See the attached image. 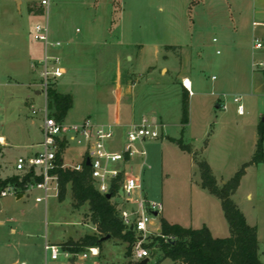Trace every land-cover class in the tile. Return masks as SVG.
Masks as SVG:
<instances>
[{"label":"rangeland","instance_id":"374dc122","mask_svg":"<svg viewBox=\"0 0 264 264\" xmlns=\"http://www.w3.org/2000/svg\"><path fill=\"white\" fill-rule=\"evenodd\" d=\"M41 1L0 0V136L7 144L0 143V177L17 174L15 161L40 149L42 114L32 116L30 107L43 108V98L34 94L39 74L30 65L43 53L42 43L33 38L34 27L47 21L49 40L61 43L56 51L83 53L67 63L59 79L73 98L64 123L87 117L103 121L99 112L105 107L107 81L129 77L132 84L137 79L132 90L136 121L145 118L159 127L160 137L143 142L139 148L146 156L135 161L136 171L145 161L140 194L162 205L148 227L154 233L144 246H151L147 264H172L156 241L162 217L186 228L206 227L213 238L229 237L220 201L201 187L194 159L207 162L220 186L254 155V138H260L256 128L264 125V93L251 94L241 85H248L251 72L258 70L254 64L264 61V0H48L47 10ZM257 42L261 49L254 47ZM162 67L166 74L160 75ZM184 73L193 80L194 96L188 97V123L183 127L186 90L178 82ZM235 97L241 98L243 115ZM218 103L227 109H217ZM172 139L190 146L195 158ZM262 147L264 152V134ZM75 155L81 156V150L71 144L65 168L77 163ZM246 170L231 199L247 224L256 227L258 258L264 264V161ZM49 194L46 204L35 202L43 196L39 191L20 199L14 194L0 198V264H70L62 243L84 235L108 236L99 233L87 205L72 207L69 187L61 202L54 189ZM45 240L57 247L58 260L45 258ZM133 244L109 238L97 257L75 262L134 263Z\"/></svg>","mask_w":264,"mask_h":264},{"label":"built area","instance_id":"2783aa9c","mask_svg":"<svg viewBox=\"0 0 264 264\" xmlns=\"http://www.w3.org/2000/svg\"><path fill=\"white\" fill-rule=\"evenodd\" d=\"M41 5L47 10L48 0H42ZM33 38L43 45L41 58L32 64V67L38 70L39 82L36 90L43 97V108L36 110L33 105L30 107L32 116L38 112L42 114L40 127L42 140L38 143L40 149L34 154L25 158L20 157L15 161L16 172H32L30 181L24 186L23 193H19V188L9 185L0 191V198L9 194L18 196L31 191H39L43 196L36 197L35 202L46 204L50 191L54 189L55 195L58 192L57 177L51 172L56 167L60 145H65V150L60 156L61 167L65 168L67 167L64 164L65 151L73 144L81 150V156L77 155L73 158L77 163L71 169L80 170L82 162L89 161L88 167L94 188L104 196L108 194L111 196L113 193L110 200L116 204L118 216L124 228L134 234L132 257L135 262H141L151 255L149 250L151 247H144L154 233L150 232L148 227L162 212V205L140 194L142 186L139 176L131 172L129 165L136 156L141 159L145 158L146 152L139 146L145 141L158 139L160 137L159 127L150 123L148 119H141L139 123L126 126L120 150L114 152L110 147L116 136L115 125L99 124L90 118L67 124L56 120L47 109V90L49 86L55 85L64 74L60 56L51 51L61 48V43L49 40L47 21L34 27ZM213 41L215 42V39ZM254 47L261 49L262 45L257 42ZM254 66L261 70L264 68V61L255 63ZM181 84L191 96V84L188 79H183ZM240 100V97H235L233 102L238 104V114L243 115L244 108ZM221 108L225 109L223 105ZM36 177L40 180H35ZM52 183L55 187H52ZM114 187H117L115 192H113ZM156 233L159 234V230ZM43 249L45 258L49 255L51 261L58 260L59 252L56 246L45 243ZM98 253L99 249L95 247L89 248L87 252L73 254L72 257L82 261L88 256L97 257ZM72 264L76 262L72 261Z\"/></svg>","mask_w":264,"mask_h":264},{"label":"trees","instance_id":"16d2710c","mask_svg":"<svg viewBox=\"0 0 264 264\" xmlns=\"http://www.w3.org/2000/svg\"><path fill=\"white\" fill-rule=\"evenodd\" d=\"M32 13L33 10L29 9ZM34 13H41L36 11ZM173 46H165V49H173ZM264 78V68L259 70ZM188 97L187 92L182 94L181 103V125L188 123ZM72 108V97L69 94H62L54 85L47 90V109L58 121H62L68 111ZM264 125L258 127L260 138L256 143V149L250 161L244 163L241 168L221 186H218L207 162L195 160L199 173L200 185L211 195L215 196L221 204L224 216L230 227V236L226 238H213L206 227L199 229L185 228L178 224H171L160 218L159 235L156 241L164 258L171 260L172 264H262L258 258V240L256 227L249 226L243 213L231 199L237 190L245 171L249 166L258 165L264 161L262 147ZM177 146L195 158L190 146L183 144L182 140H175ZM65 145H60L56 160V167L51 174L57 177V199L61 202L66 194L67 188L71 192L72 207L79 208L88 206L93 223L97 226L99 233L103 236L118 239L124 243H132L134 234L126 230L118 216L116 204L112 203L104 195H101L93 186L90 177L89 167L82 162L80 170L62 168L61 154ZM2 150L0 148V156ZM17 174L1 178L0 191L7 186H15L23 193L24 186L30 181L32 172H16ZM39 181L40 178L36 177ZM117 187H114L113 192ZM113 196V193H111ZM102 238L84 236L77 242L68 241L62 244V249L73 254H80L85 248H99ZM151 247V246H149ZM128 264H140L139 262Z\"/></svg>","mask_w":264,"mask_h":264},{"label":"crops","instance_id":"0c3cea01","mask_svg":"<svg viewBox=\"0 0 264 264\" xmlns=\"http://www.w3.org/2000/svg\"><path fill=\"white\" fill-rule=\"evenodd\" d=\"M51 51L54 54H58L60 56V58H61L62 67L64 69L63 76L66 74V71H67V69H66L67 68V63H69V61H73L74 59L76 60L79 57L83 56V53L78 51L77 49H75V50H72V49L63 50L62 49L60 51H55V50H51ZM128 60H131V58L128 57ZM34 63H31L30 67L35 72L36 69H34L32 67V64H34ZM165 70L166 69L164 67L160 68L158 70L159 74L160 75L166 74V73H164ZM147 71H148L147 73H149L150 69H148ZM153 72H154V70L151 71V73H153ZM213 78H214V76L211 77L212 81H213ZM183 79H188V81L190 82L191 91H192V95L191 96H194V92L192 90L193 89V85H194L193 84V80L191 79V77L188 74L184 73L183 75H181L180 81L178 82L180 84V86H182L181 82H182ZM60 80H58L56 82V84H55V87H56L57 91H59L62 94L71 95L68 90H65L64 85L59 83ZM136 81H137V79H136ZM135 82L132 84L131 79L129 77H126L124 80L120 79L119 81H115V82H111L110 80H108L107 83H106V86H105L106 87V94H105V99H104V101L106 102L105 103V107H104V109L101 112H99V117H101L103 119V121H94V122L99 123V124H113V125L116 126V136H115V139L113 140V142L111 144V147H110V149L112 151H114V152L120 150L121 142L123 140V136H124V132H125L126 126L140 122V121H136L137 117H136L135 112L133 111L132 90H133V86L135 85ZM35 86H37V84ZM241 86L244 87L247 92H251V94L264 93V78H263V76H262V74L260 73L259 70H257L256 72H251V78H249L248 85L247 84H242ZM33 91H34V94L36 96H41L40 93H38V94L36 93V92H38V90H36V88ZM245 95H246V93H240L239 96H245ZM191 96H189V97H191ZM222 105L225 107V109H223V110H226L227 109V105L225 103L216 104V106H218V108H221ZM72 106H73V98H72ZM87 118H89V117H87ZM84 119H81V121L84 120ZM141 119H145V118H141ZM259 125H260V123L257 125V128H256L257 134H258ZM257 141H258V138L257 139L254 138L253 147L256 146ZM0 143H3L4 145H7V144H5L6 143L5 139L3 137H1V136H0ZM2 147H4V146H2ZM192 152H194V151L192 150ZM75 156H77V155H75ZM136 157L130 163L129 169L131 170V172L134 175L139 176V179H140L141 170L145 166V161H143V162H141L139 164V171H136L135 170V168H136L135 166H137V165H136L135 161L138 160ZM260 164H258V165H260ZM252 166L257 167V165H252ZM249 167H251V166H249ZM246 175H247V170L245 171V175L242 177L236 192L240 189V187H241V185L243 183V180L246 177ZM223 183L224 182H222V184ZM21 197H22V195L16 196L17 199H20ZM56 197H57V195H56ZM162 218L165 219L167 222H169L171 224H175V223H172L171 221L167 220L164 217H162ZM0 224H1V222H0ZM84 236H87V235H84ZM83 237H80L78 240L82 239ZM68 241H70V240H68ZM68 241H66V242H68ZM71 241H73V240H71ZM66 242H64V243H66ZM45 243H47L46 240H45L44 244ZM64 243H62V244H64ZM62 244L60 245L61 249H62V247H61ZM52 246H54V245H52ZM62 251H63V253L65 255L66 260H68L70 264H72V261H76L77 260L76 258L72 257L73 253H70V252L65 251L63 249H62ZM10 264H16V263H10ZM19 264H25V263H19Z\"/></svg>","mask_w":264,"mask_h":264},{"label":"water","instance_id":"95a60500","mask_svg":"<svg viewBox=\"0 0 264 264\" xmlns=\"http://www.w3.org/2000/svg\"><path fill=\"white\" fill-rule=\"evenodd\" d=\"M37 94L39 93V92H36ZM216 108H218V106H216ZM86 166H89V161L87 160L86 161ZM105 197L107 198V199H110L111 198V196L108 194V195H105ZM110 237L109 236H106V237H104V238H102L101 240L102 241H106V240H108ZM152 254H155V251H153L152 252ZM147 259H145V260H142L141 262H139L140 264H147Z\"/></svg>","mask_w":264,"mask_h":264}]
</instances>
